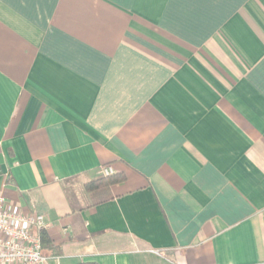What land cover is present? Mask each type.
Instances as JSON below:
<instances>
[{
	"label": "crops",
	"instance_id": "0c3cea01",
	"mask_svg": "<svg viewBox=\"0 0 264 264\" xmlns=\"http://www.w3.org/2000/svg\"><path fill=\"white\" fill-rule=\"evenodd\" d=\"M0 194L47 264H264V0H0Z\"/></svg>",
	"mask_w": 264,
	"mask_h": 264
},
{
	"label": "built area",
	"instance_id": "2783aa9c",
	"mask_svg": "<svg viewBox=\"0 0 264 264\" xmlns=\"http://www.w3.org/2000/svg\"><path fill=\"white\" fill-rule=\"evenodd\" d=\"M99 174L108 177L114 171L106 166ZM46 228L41 216L21 214L0 194V264H47L39 238Z\"/></svg>",
	"mask_w": 264,
	"mask_h": 264
},
{
	"label": "trees",
	"instance_id": "16d2710c",
	"mask_svg": "<svg viewBox=\"0 0 264 264\" xmlns=\"http://www.w3.org/2000/svg\"><path fill=\"white\" fill-rule=\"evenodd\" d=\"M124 180L123 176L120 175H112V176H108V177H100L99 179H97L96 181L90 182L88 184H86L84 186L85 190L87 192H99L102 189L109 187L111 185H115L118 183H121ZM39 238L41 241V251L42 254L46 257L45 255V247L47 244V238L45 235V232H40L39 233Z\"/></svg>",
	"mask_w": 264,
	"mask_h": 264
},
{
	"label": "rangeland",
	"instance_id": "374dc122",
	"mask_svg": "<svg viewBox=\"0 0 264 264\" xmlns=\"http://www.w3.org/2000/svg\"><path fill=\"white\" fill-rule=\"evenodd\" d=\"M99 179V178H98ZM96 181V180H95Z\"/></svg>",
	"mask_w": 264,
	"mask_h": 264
}]
</instances>
